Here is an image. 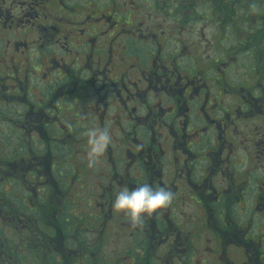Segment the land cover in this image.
Wrapping results in <instances>:
<instances>
[{
    "label": "flooded vegetation",
    "instance_id": "1",
    "mask_svg": "<svg viewBox=\"0 0 264 264\" xmlns=\"http://www.w3.org/2000/svg\"><path fill=\"white\" fill-rule=\"evenodd\" d=\"M183 1L0 0V264H264V0L218 56ZM142 184L173 198L133 224Z\"/></svg>",
    "mask_w": 264,
    "mask_h": 264
},
{
    "label": "rangeland",
    "instance_id": "2",
    "mask_svg": "<svg viewBox=\"0 0 264 264\" xmlns=\"http://www.w3.org/2000/svg\"><path fill=\"white\" fill-rule=\"evenodd\" d=\"M139 0H136V2ZM212 3H211V2ZM184 7L188 8V11L182 10L180 11L179 17L183 16L184 21H188L185 25V27L190 31V39L191 44H194L196 48L200 49H207L206 54L207 55H213L218 56L216 53H214L213 48L208 42L212 40L215 37H220L219 32H215V29H220L218 27H214L215 24L219 23L218 18L221 17L223 21L224 26H228V29L226 31L227 41L233 45L234 47H237V42L240 40L242 41V46L244 47L246 44L242 40V36L248 37L251 40V43L254 41V34L251 32H244L241 31L242 29L238 26V24H245L244 21L249 22V18L244 17V13H255L258 12V8H252L249 5L244 4V0H230L229 2H222L221 0H184ZM217 6L218 10L217 13L211 12V7L215 9ZM262 7H264V4H262ZM260 8V7H259ZM255 9V10H254ZM231 12V14H223ZM200 15L207 14V18H205L204 21L199 20ZM235 13V14H234ZM226 18V20H224ZM224 23H227L226 25ZM229 23V24H228ZM221 30V29H220ZM205 38L203 43L197 44L198 40H201L202 37ZM189 37V36H188ZM223 38V37H222ZM256 43V41H254ZM252 48V44L246 45L245 49L249 50ZM235 49V48H232ZM238 50V49H237ZM205 55V54H203ZM246 58V57H245ZM243 60V59H242ZM243 73V72H242Z\"/></svg>",
    "mask_w": 264,
    "mask_h": 264
},
{
    "label": "clouds",
    "instance_id": "3",
    "mask_svg": "<svg viewBox=\"0 0 264 264\" xmlns=\"http://www.w3.org/2000/svg\"><path fill=\"white\" fill-rule=\"evenodd\" d=\"M111 143L112 135L107 129H91L87 132L89 166H92L105 153ZM172 198L173 194L169 190L142 184L133 188L125 187L115 193L112 208L136 224L145 216L168 207Z\"/></svg>",
    "mask_w": 264,
    "mask_h": 264
}]
</instances>
